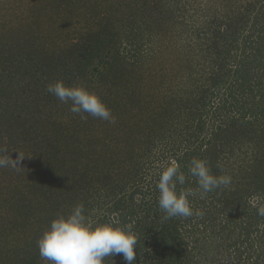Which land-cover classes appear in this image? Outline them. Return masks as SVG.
<instances>
[{
	"label": "trees",
	"instance_id": "16d2710c",
	"mask_svg": "<svg viewBox=\"0 0 264 264\" xmlns=\"http://www.w3.org/2000/svg\"><path fill=\"white\" fill-rule=\"evenodd\" d=\"M23 1L0 0V128L16 131L6 140L15 159L45 150L39 155L50 177L14 204L15 212L6 214L0 202V233L8 238L0 240V264H47L38 238L78 203L93 222L133 225L139 237L133 264H264V216L258 214L264 208V0H205L219 9L213 14L199 0H137L142 8L127 5V13L121 2L52 0L50 17L68 46L56 55L13 35L12 15L39 3ZM131 21V29L115 32L117 22ZM77 25L83 31L75 40ZM140 26L148 32L143 43ZM125 32L133 35L129 59L116 49ZM183 33L195 35L197 48L188 40L181 63L166 43ZM56 80L88 89L97 81L115 123L69 114L60 126L77 132L66 142L64 132L53 140L38 128L35 110L41 102L55 114L67 108L46 91ZM193 158L206 160L214 175H230L231 186L190 197L203 216L164 221L158 174L172 160L187 174ZM179 187L197 186L192 178ZM113 262L126 264L122 255L104 260Z\"/></svg>",
	"mask_w": 264,
	"mask_h": 264
},
{
	"label": "clouds",
	"instance_id": "9594fccd",
	"mask_svg": "<svg viewBox=\"0 0 264 264\" xmlns=\"http://www.w3.org/2000/svg\"><path fill=\"white\" fill-rule=\"evenodd\" d=\"M46 91L59 101L70 104L73 114L83 113L109 123L115 117L100 97L84 84L66 85L56 80L46 85ZM0 155V168H19L24 157L21 153L15 160L6 154ZM195 179L196 189L183 188L186 182ZM230 175H214L206 160L193 158L187 166V174L176 160L170 161L158 174L156 189L159 209L164 213L162 220L181 217L203 216L200 210H193L190 197L197 194L203 199L208 193L231 186ZM264 216V208L258 209ZM139 237L132 224L120 225L118 221L93 222L85 214L84 205L78 203L67 215L53 218L37 240L39 256L47 264H104L106 257L122 255L126 264L136 259ZM114 264V262H113Z\"/></svg>",
	"mask_w": 264,
	"mask_h": 264
},
{
	"label": "rangeland",
	"instance_id": "374dc122",
	"mask_svg": "<svg viewBox=\"0 0 264 264\" xmlns=\"http://www.w3.org/2000/svg\"><path fill=\"white\" fill-rule=\"evenodd\" d=\"M104 1L105 0H102V1L100 0V2L103 4H104ZM27 2H28V0L23 1V3L21 5H26ZM119 2L122 3V6H121V12L122 13H127L129 11L127 5L130 6L131 10L134 6H137V8H134V9L142 8L141 4L139 2H137V0H107L106 3H108V4H106L105 7L108 5H111L113 3L118 4ZM123 2L126 3V5ZM199 2H200V7H203L202 9H208V7H209V9H212V11H210L211 14H213L217 10H219L215 6L209 5L210 2H206L205 0H199ZM51 4H53L52 0H39V3L37 4V6L35 8L28 7L27 5L26 6H20L22 8L17 9V11L19 10L17 13L18 16L12 15L13 16L12 17L13 18V26L15 29L17 28V32H15L13 35L16 38L21 39V43H23V42L25 43V41L28 40L29 41L28 43L32 44V43L37 41V45H39L41 53L45 54V52H46L49 54H55L56 55L58 53V51H60V48L63 49L65 47H64V44L61 42L62 36H61L59 30L57 29L58 28V24H57L58 22L54 21V17L52 19L50 17V8L49 7L51 6ZM119 16H121V15L119 14ZM143 19L145 22H149V17L147 18L146 15H145V17H143ZM134 22H135V20H134ZM134 22L131 21L129 23L130 25H125L122 22H117L115 32L117 34H119L121 29H125L126 31L128 29H131L130 27H132V24ZM152 26L157 27L156 24H154ZM77 27H78V30L75 27L74 28L75 31L73 33V35H74L73 38H75V40H78L80 38L79 33L81 31H83V29H81L80 25H77ZM70 28H73V27H70ZM15 29H12V31ZM140 29H141V31L146 30L143 26H140ZM125 33L126 34L121 33V35H119L120 36V42L118 41V43H116V49H118V52L120 50L122 55L125 56L127 59H129V56H127L126 54H129L128 50L131 46L129 41L133 35L129 32H125ZM142 34L143 35H141L140 37H141V42L143 43L145 40L147 41L148 32L144 33V31H142ZM126 36H128L127 40H126ZM168 38H170L172 41H175V42L173 43V45L166 43L168 45L166 47L167 50L172 55H173V49L176 50V54H177L176 57H177L178 61L181 63L184 61V58L186 57L185 56L186 53H188L190 51L189 47L186 48L187 47L186 42L188 40H190V44L192 45V47L197 48L196 47L197 39H196L195 35H193L191 39H187V38H189V36H186L184 33L181 34L180 36H177V38L176 37L173 38V36L168 37ZM135 40H134V42H135ZM70 41H71V44H73L72 40H70ZM153 45H155V44H153ZM156 45H157V43H156ZM150 46H152V45H147V47H150ZM174 47L178 48L179 51L177 49H175ZM65 49H68V46ZM174 57H175V55H174ZM93 82H95V81H93ZM92 84L93 83L91 82L89 85V90L92 92H95L100 97V84L97 81L93 85ZM39 92H41V90H39ZM40 104H41V108L38 110H35V112H37V113L40 111V113H39L40 115L37 118L36 124H37L39 129H44L48 134H51V137L53 138V140H57V139L61 140L62 132H64L63 136H64L65 142H66L69 135L73 136L74 132L75 133L77 132V130L74 129L75 126L66 125L67 127H69L68 131L67 130L65 131V129H62L63 127L60 126V124H64L62 122L68 120L69 114H71L72 116L74 115L70 111L71 102L67 103V108L64 111L62 110V112H61V108H60V109H58L56 114L51 110L50 106H49L50 107L49 108L48 106L43 105L42 102ZM62 104H65V103L62 102ZM69 122H71V121H69ZM54 124H56L55 125L56 127L54 126ZM98 124H100V122ZM95 126H97V125H95ZM95 126H92V133L91 134L95 133V132H93V129ZM1 131L4 135V141H3V143L0 144V150H3V149L7 150L6 140L8 139L9 136H12V138H13L12 134H14L16 131H14V130L9 131L7 128L3 129L2 126L0 128V132ZM80 134L83 135L84 133H80ZM86 134H88V132ZM95 135H94V137H95ZM119 135H120V133L118 132V136ZM46 141H48L47 138H46ZM38 142L40 143V145H42L39 147L45 149V145L43 143L42 137H40L38 139ZM113 143H111V144H113ZM53 145L51 144V146H53ZM59 146L61 148L65 147V146H63V144H59ZM33 149H35V148H33ZM47 150L54 152L56 149L54 150V147H51V148H48ZM44 151L45 150L35 151V153H33V155H30L31 157H23L21 159L20 163L18 164L19 168H12V167L0 168V202H4V204H5L4 210H5L6 214H7V212H8V214L15 212V209H12L13 205L24 201L25 200L24 198L31 197L33 195V193L36 191L37 187H39L38 184L40 183V181H42L43 179L45 180V177L46 178L50 177V176L45 174V171H46L45 156L39 155V154H42ZM2 153H4V152L0 151V154H2ZM6 154L9 155V153H6ZM10 158L15 160V158H13L11 156H10ZM59 168H60L59 174H61V172L63 171V168L62 167H59ZM1 218H3V216H0V219ZM1 224H2V221H1ZM2 228H3V224L0 227V232H2L1 231ZM19 232H20V230L17 231V233H19ZM5 238H7L5 236V234L0 233V240L5 239ZM14 242H16V241H14ZM19 243L21 244V242H19ZM10 245H13V241L10 242Z\"/></svg>",
	"mask_w": 264,
	"mask_h": 264
}]
</instances>
